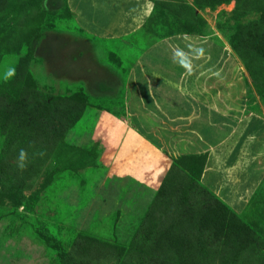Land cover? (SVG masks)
Wrapping results in <instances>:
<instances>
[{
    "label": "rangeland",
    "instance_id": "1",
    "mask_svg": "<svg viewBox=\"0 0 264 264\" xmlns=\"http://www.w3.org/2000/svg\"><path fill=\"white\" fill-rule=\"evenodd\" d=\"M149 1L121 42L80 28L68 0H0V264H264V170L233 208L200 180L207 154L185 128L172 138L188 151L167 147L147 112L123 103L128 63L184 36L221 94L218 129L264 122V0ZM107 115L163 150L141 158L157 165L145 180L126 172L139 148L113 163L125 128Z\"/></svg>",
    "mask_w": 264,
    "mask_h": 264
},
{
    "label": "crops",
    "instance_id": "2",
    "mask_svg": "<svg viewBox=\"0 0 264 264\" xmlns=\"http://www.w3.org/2000/svg\"><path fill=\"white\" fill-rule=\"evenodd\" d=\"M68 2L80 28L109 41L124 42L123 38L143 26L152 10V3L149 0H68ZM195 46L198 44L194 45L191 38L177 36L165 38L142 49L137 58L128 63L124 89L126 98L124 97L123 103L130 107L129 100H133L132 108L147 112L143 115L150 118L148 122L155 123V131L158 132L155 134L165 136L157 139L158 142L166 143L167 147L173 139L170 148L188 151L186 144L185 150H182L183 145H177L172 138L177 131L176 127L185 128L186 131H180L179 137H187L184 141L187 143L190 136L194 141L187 144L193 145L194 153L207 154L200 180H206V187L223 201L230 200L231 204L239 205L257 188L258 174L264 170V122L248 116L238 121L237 128L235 121L233 123L227 121L222 122V129H218L221 114L217 109L220 106L218 100L221 94L218 88L208 87L206 82L208 72L199 67L201 58L207 57L196 53L188 56L186 51H183ZM194 50L196 51V47ZM98 54L102 55L103 52ZM223 106L225 109L228 105L224 103ZM106 117L110 118L108 115ZM111 120L115 126L118 127L121 123L125 128L121 132V137L119 136L120 144L113 156V163L119 166L128 163L127 155L131 153L134 156L132 149L139 148L137 162L139 167L130 166V170L126 172L141 181L145 180L153 171L152 166L155 170L157 165L153 162L152 165L149 161L146 163L141 158L145 155L149 158L152 154L160 156L163 150L129 126L127 119L125 121L117 119V123L114 119ZM160 125L164 126L162 131H158L162 128ZM171 126L174 127L172 131ZM177 142L179 143L178 140ZM215 142H218L217 146L212 145ZM158 158L159 164L164 165L163 157ZM227 175L228 178L224 179ZM231 207L234 208V205Z\"/></svg>",
    "mask_w": 264,
    "mask_h": 264
},
{
    "label": "clouds",
    "instance_id": "3",
    "mask_svg": "<svg viewBox=\"0 0 264 264\" xmlns=\"http://www.w3.org/2000/svg\"><path fill=\"white\" fill-rule=\"evenodd\" d=\"M19 161H20L19 167L20 168L25 167V163H24V161H25V152H24L23 149L20 150Z\"/></svg>",
    "mask_w": 264,
    "mask_h": 264
},
{
    "label": "trees",
    "instance_id": "4",
    "mask_svg": "<svg viewBox=\"0 0 264 264\" xmlns=\"http://www.w3.org/2000/svg\"><path fill=\"white\" fill-rule=\"evenodd\" d=\"M205 158H206V155H205ZM204 167V166H203Z\"/></svg>",
    "mask_w": 264,
    "mask_h": 264
}]
</instances>
